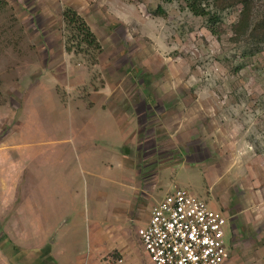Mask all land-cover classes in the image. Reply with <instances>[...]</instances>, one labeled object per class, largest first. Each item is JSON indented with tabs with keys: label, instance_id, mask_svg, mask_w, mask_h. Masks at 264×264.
Segmentation results:
<instances>
[{
	"label": "rangeland",
	"instance_id": "obj_1",
	"mask_svg": "<svg viewBox=\"0 0 264 264\" xmlns=\"http://www.w3.org/2000/svg\"><path fill=\"white\" fill-rule=\"evenodd\" d=\"M5 2L0 9V264H13L14 246L26 248L34 259L42 252L41 264H48L53 239H58L53 256L66 254L78 263L89 252L97 199L104 204L109 197L113 207L131 211L132 195L110 183L99 188L106 196L96 197L99 176L83 167L76 147L85 113L71 112L69 103L60 108L73 97L89 100L94 94L88 90L104 86L110 94L105 105L123 114L129 134L123 146L138 161L141 187L164 182L160 196L183 187L212 203L227 217L226 235L235 244L227 264H264V50L246 54L245 44L233 41L240 6L223 11L213 31L184 0ZM66 7L85 19L100 49L76 40L63 18ZM40 81L49 92L53 88L59 108L22 112L26 96L41 100ZM36 145L48 160L35 185L20 172L25 175L27 160L36 157ZM91 169L104 172L100 165ZM100 218L106 220L102 211ZM138 224L135 218L126 225Z\"/></svg>",
	"mask_w": 264,
	"mask_h": 264
},
{
	"label": "crops",
	"instance_id": "obj_2",
	"mask_svg": "<svg viewBox=\"0 0 264 264\" xmlns=\"http://www.w3.org/2000/svg\"><path fill=\"white\" fill-rule=\"evenodd\" d=\"M41 83L42 82L40 81V83H38L39 85L36 84V88L38 87L36 93L41 95V100L39 99L40 102L38 99L33 100L31 93L24 98V104L21 106L22 112L56 111L58 106L55 105L53 101V88H51V94V92H49V85L47 83ZM90 91L91 90H88L86 93H88L90 97L93 93V98H90L89 100H75L73 97L72 101L68 99L60 108L67 109L69 103L71 112L85 113V121L81 126L79 125L77 127L78 135L76 138L78 143L76 147L80 151L79 158L82 161L83 167H86L90 173L92 172V174L95 175L97 173L99 176L98 178L100 181L99 186L97 187L96 197L98 198L99 195L102 194L105 195L106 191H101L99 188H101L103 184L110 183V185L119 189L122 193L129 192L132 195V204L131 211H128L126 209H121L120 206L113 207V202L109 197L104 200V204L103 201L96 200V215L93 223L89 226V252L84 260L80 259V261L75 264H152L149 254L145 250L138 235V228L145 225L147 221H144V212L149 211L157 198L162 197L160 195L162 194L161 191L163 190L164 182L157 187H141V182L139 180L141 168L137 167L139 166L137 163L138 161L126 154L123 146L129 137V134L124 130L122 125L121 116H123V114H118L105 105L106 102L104 101V98L110 96L106 86L94 89V92ZM100 134L103 136H99ZM34 149L38 150L36 157L31 158L32 160H27V163L24 165V170L26 169L25 175L20 172V176H26V180L29 182L34 181L35 184L38 180L37 175L40 172V165L45 163L48 159H42L45 156L43 148L39 149L36 145L34 146ZM31 162H34L32 165L33 167H30ZM92 164L102 166L104 172L106 171V175H103L104 172L101 171L93 172L91 169ZM34 165L39 166L34 167ZM30 194H32V190H30ZM120 195L121 203L124 196L123 194ZM117 197L119 196L117 195ZM30 207L32 209V206ZM101 211L106 214V220L100 218ZM110 212L111 214H108ZM136 212L139 213L137 217L134 215ZM114 213L115 215H113ZM124 214H126L127 219H125ZM112 218H114L117 223H112ZM135 218L138 219V222H140L141 225H134L133 229L128 228L126 225L128 220L133 224ZM56 240L53 239L51 243L48 244V254L51 259V262L48 264H73L66 254H62L61 258L53 256L51 251L56 245ZM231 244L233 252L235 244L234 242ZM114 252L118 253L117 256L113 254ZM32 255V253H28L26 255L28 261L20 263L32 264V262H35L36 260L40 264L43 262L42 257L45 256V254L42 252L36 254V259L31 258Z\"/></svg>",
	"mask_w": 264,
	"mask_h": 264
},
{
	"label": "built area",
	"instance_id": "obj_3",
	"mask_svg": "<svg viewBox=\"0 0 264 264\" xmlns=\"http://www.w3.org/2000/svg\"><path fill=\"white\" fill-rule=\"evenodd\" d=\"M227 221L212 203L176 187L152 206L138 235L152 264H227Z\"/></svg>",
	"mask_w": 264,
	"mask_h": 264
},
{
	"label": "trees",
	"instance_id": "obj_4",
	"mask_svg": "<svg viewBox=\"0 0 264 264\" xmlns=\"http://www.w3.org/2000/svg\"><path fill=\"white\" fill-rule=\"evenodd\" d=\"M172 1V0H166ZM186 6L194 15L206 17L213 31L221 23V13L227 9L240 6L239 17L232 25L233 41L245 44V53L255 54L264 50V0H184ZM6 4L0 0V9ZM63 18L70 30L74 31L77 41L89 46L101 48L95 33L91 30L85 19L72 7H66ZM217 31V30H216ZM69 50V49H68ZM10 260L13 264L26 262L27 249L13 247ZM21 252V255L19 254ZM49 253V248L47 250Z\"/></svg>",
	"mask_w": 264,
	"mask_h": 264
}]
</instances>
